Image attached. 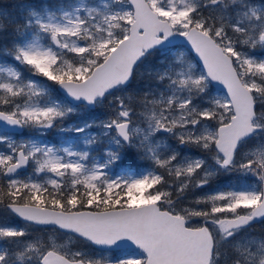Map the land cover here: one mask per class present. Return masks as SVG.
I'll use <instances>...</instances> for the list:
<instances>
[{"label": "snow or ice", "instance_id": "snow-or-ice-1", "mask_svg": "<svg viewBox=\"0 0 264 264\" xmlns=\"http://www.w3.org/2000/svg\"><path fill=\"white\" fill-rule=\"evenodd\" d=\"M0 264H264V0H0Z\"/></svg>", "mask_w": 264, "mask_h": 264}, {"label": "rangeland", "instance_id": "rangeland-1", "mask_svg": "<svg viewBox=\"0 0 264 264\" xmlns=\"http://www.w3.org/2000/svg\"><path fill=\"white\" fill-rule=\"evenodd\" d=\"M257 231H259V227H257Z\"/></svg>", "mask_w": 264, "mask_h": 264}, {"label": "water", "instance_id": "water-1", "mask_svg": "<svg viewBox=\"0 0 264 264\" xmlns=\"http://www.w3.org/2000/svg\"><path fill=\"white\" fill-rule=\"evenodd\" d=\"M194 55V54H193ZM222 87V86H221Z\"/></svg>", "mask_w": 264, "mask_h": 264}]
</instances>
